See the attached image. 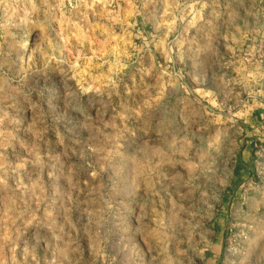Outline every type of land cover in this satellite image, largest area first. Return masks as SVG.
<instances>
[{
	"label": "rangeland",
	"instance_id": "1",
	"mask_svg": "<svg viewBox=\"0 0 264 264\" xmlns=\"http://www.w3.org/2000/svg\"><path fill=\"white\" fill-rule=\"evenodd\" d=\"M0 264H264V0H0Z\"/></svg>",
	"mask_w": 264,
	"mask_h": 264
},
{
	"label": "crops",
	"instance_id": "2",
	"mask_svg": "<svg viewBox=\"0 0 264 264\" xmlns=\"http://www.w3.org/2000/svg\"><path fill=\"white\" fill-rule=\"evenodd\" d=\"M175 3H176V0H171V5L174 6ZM202 20H204L203 23H205V22L207 21V14H206V11L203 13V19H202ZM219 20H220V25H221L222 27H225V22H223V21H225V19H224V17H223L222 15H220ZM201 24H202V22L199 23V24H197V27H200ZM139 33L142 34L141 32H139Z\"/></svg>",
	"mask_w": 264,
	"mask_h": 264
}]
</instances>
